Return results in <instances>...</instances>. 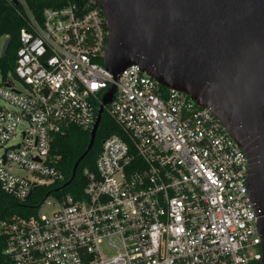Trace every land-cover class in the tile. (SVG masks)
<instances>
[{"label": "built area", "instance_id": "2783aa9c", "mask_svg": "<svg viewBox=\"0 0 264 264\" xmlns=\"http://www.w3.org/2000/svg\"><path fill=\"white\" fill-rule=\"evenodd\" d=\"M5 1L25 26L13 73L0 71V190L25 202L35 188L56 189L36 214L0 222L13 264L260 262L249 159L212 111L138 65L107 70L109 31L94 0L46 8L42 23L27 0ZM113 89L103 116L121 134L85 168L81 195H56L71 184L62 189L55 137L72 127L91 133Z\"/></svg>", "mask_w": 264, "mask_h": 264}, {"label": "water", "instance_id": "95a60500", "mask_svg": "<svg viewBox=\"0 0 264 264\" xmlns=\"http://www.w3.org/2000/svg\"><path fill=\"white\" fill-rule=\"evenodd\" d=\"M109 38L104 65L114 75L138 65L161 86L210 109L246 153L250 196L260 211L264 264V0H94ZM18 5V2H14ZM12 38L2 47L8 52ZM104 97L88 148L103 118ZM32 193L29 195L30 199Z\"/></svg>", "mask_w": 264, "mask_h": 264}, {"label": "trees", "instance_id": "16d2710c", "mask_svg": "<svg viewBox=\"0 0 264 264\" xmlns=\"http://www.w3.org/2000/svg\"><path fill=\"white\" fill-rule=\"evenodd\" d=\"M69 2L86 3L87 0H69ZM28 7L39 23L43 22V12L46 8L58 9L68 4L67 0H27ZM97 6V5H96ZM25 26V22L16 13V8L5 0H0V35L12 38L6 57L0 61V71L4 77L13 73L16 60V53L20 47V31ZM107 29V27H106ZM121 134L118 126L104 115L93 148L81 162L77 174L71 185L64 191L56 193L81 195L87 184L84 175L85 168L94 170L95 163L100 154L103 142L108 137ZM91 135L89 131H82L72 127L65 135H58L52 143L51 154L58 157V167L65 174L66 180H70L75 164L88 148ZM56 189L35 188L34 195L25 202H19L14 198L4 194L0 190V222L14 216L27 218L37 213L39 206L48 193H53ZM6 240L0 235V264H13L5 255ZM252 264H259L253 262Z\"/></svg>", "mask_w": 264, "mask_h": 264}, {"label": "rangeland", "instance_id": "374dc122", "mask_svg": "<svg viewBox=\"0 0 264 264\" xmlns=\"http://www.w3.org/2000/svg\"><path fill=\"white\" fill-rule=\"evenodd\" d=\"M4 41H5V38H0V52H1V49H2V46H3V44H4ZM15 86L18 88V89H20V90H23V86H22V84L19 82V81H16L15 82ZM0 105L2 106V107H7V105H6V103L5 102H3L2 100H0ZM18 143V141H15V142H12V144L11 145H14V144H17ZM22 175H25V173H21ZM50 209H47V210H44L43 211V213H50Z\"/></svg>", "mask_w": 264, "mask_h": 264}]
</instances>
